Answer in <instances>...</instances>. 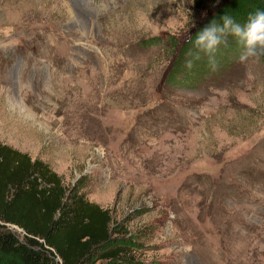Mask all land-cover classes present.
<instances>
[{"label":"rangeland","instance_id":"rangeland-1","mask_svg":"<svg viewBox=\"0 0 264 264\" xmlns=\"http://www.w3.org/2000/svg\"><path fill=\"white\" fill-rule=\"evenodd\" d=\"M225 1L0 0V142L108 208L144 264H264V56L168 78Z\"/></svg>","mask_w":264,"mask_h":264},{"label":"trees","instance_id":"trees-1","mask_svg":"<svg viewBox=\"0 0 264 264\" xmlns=\"http://www.w3.org/2000/svg\"><path fill=\"white\" fill-rule=\"evenodd\" d=\"M258 9L264 10V0H227L180 44L173 39L176 49L168 78L186 76L190 40L197 31L225 14L243 23ZM236 45L229 36L218 51L225 56ZM206 58L201 54L193 60V72L210 67ZM80 189L66 186L44 160L0 142V264H144L133 254L138 236H126L111 211Z\"/></svg>","mask_w":264,"mask_h":264},{"label":"clouds","instance_id":"clouds-1","mask_svg":"<svg viewBox=\"0 0 264 264\" xmlns=\"http://www.w3.org/2000/svg\"><path fill=\"white\" fill-rule=\"evenodd\" d=\"M233 37L240 47L239 60L247 62L264 56V10L250 13L241 23L229 14L212 20L208 25L197 31L194 40H190L193 50L189 52L192 59L186 66L191 68L193 60L201 59V54L207 57L208 64L215 70L218 66L216 53L227 37Z\"/></svg>","mask_w":264,"mask_h":264}]
</instances>
